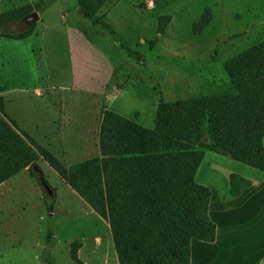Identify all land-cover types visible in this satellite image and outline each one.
I'll return each mask as SVG.
<instances>
[{
  "label": "rangeland",
  "instance_id": "obj_1",
  "mask_svg": "<svg viewBox=\"0 0 264 264\" xmlns=\"http://www.w3.org/2000/svg\"><path fill=\"white\" fill-rule=\"evenodd\" d=\"M42 2L49 3L40 12L44 24L34 23L30 37L9 45L3 57L0 49V72L5 73L0 74V83L30 90L15 100L10 94L9 102L1 91L5 112L0 114L17 126L7 111L16 115L35 109L37 126L48 125L50 131L42 137L30 125L33 137L21 135L46 147L68 167L101 157L96 148L100 149V132L94 139L92 131L88 137L89 127L84 130L91 113L102 108L104 116L110 109L154 128L161 103L216 98L215 104L221 105L238 94L226 63L264 41V0H107L94 15L100 29L74 10L76 0H5L6 22L0 31H26L32 26L25 21L28 14L23 20L13 21L14 17L37 11L34 8ZM205 12L208 23L196 33L194 24ZM129 51L139 58L128 57ZM7 56L18 66L2 68ZM49 84L51 91L41 93ZM49 137L60 144L66 138L73 147L78 141V148L89 153L65 155ZM203 153L196 181L209 185L219 198L249 184L238 175L231 179L230 173L244 171L255 188L263 181L257 168L209 149ZM37 165L53 197L45 195L29 167L0 184V264H120L109 221L99 218L42 154ZM97 235H102L99 241L94 240Z\"/></svg>",
  "mask_w": 264,
  "mask_h": 264
},
{
  "label": "trees",
  "instance_id": "obj_2",
  "mask_svg": "<svg viewBox=\"0 0 264 264\" xmlns=\"http://www.w3.org/2000/svg\"><path fill=\"white\" fill-rule=\"evenodd\" d=\"M106 1L77 0L79 12L99 28L94 15ZM48 6L42 2L34 9L41 12ZM29 13L13 21L23 20ZM4 22L6 15L2 14L0 28ZM207 23L205 12L194 24V32H201ZM34 27L15 33L1 30L0 36L23 39ZM128 57L138 59L139 55L129 51ZM226 67L238 90L233 99L221 105L215 104L216 98L161 103L154 128L105 109L101 157L69 167L43 145L27 141L0 114V184L29 167L44 185L37 165L42 154L109 221L120 264H191V239L213 242L217 236L209 211L212 190L195 178L203 149L264 171V41ZM3 90L0 86V92ZM0 112H5L2 95ZM235 175L243 177L232 173L231 179ZM243 178L249 184L234 195L251 185Z\"/></svg>",
  "mask_w": 264,
  "mask_h": 264
},
{
  "label": "crops",
  "instance_id": "obj_3",
  "mask_svg": "<svg viewBox=\"0 0 264 264\" xmlns=\"http://www.w3.org/2000/svg\"><path fill=\"white\" fill-rule=\"evenodd\" d=\"M4 1L5 0H0V18L3 12L6 11L3 8ZM74 10L76 12H78L79 10L77 0L74 5ZM38 13L40 15V19L38 21L44 24L43 14H40V12ZM29 37L23 39H12L0 36V49L2 57L4 49L7 50L9 45H13L15 42H21L23 40L25 41ZM16 50L18 49H15V51ZM5 59L6 60H4V64H1L2 68L11 67V64L12 66H18L15 64V60L13 57L7 56ZM1 73L2 75L5 74L3 71H1L0 74ZM0 84L5 87H3L4 90L2 91V94H5L6 98L9 97L10 94H14V100L16 96L21 97L24 92L30 91L28 89H26V91H21L20 88H10L8 84H5L3 82H1ZM51 85L52 84L43 86L44 88L41 86L43 88L41 93H43L44 90H48L47 88H49L51 91V88H53V86ZM38 89L39 88H37V92L40 91ZM89 93L98 96L96 93ZM111 95H113V93L110 92L109 97ZM101 98L102 104L104 96ZM7 100L9 102L8 98ZM29 106L35 108V106L31 104ZM26 112L27 111L16 112L18 114L14 115L10 114L7 111V114L13 119L16 118V129L19 132H27L31 137H33V134H31L33 133V130L32 132L28 131V127H30V125H33L36 131L43 134L42 137H46L45 134L46 132L50 131V126L47 125V128L44 129H42L41 126H37L39 125L40 119L38 117V114L35 116V109H32L30 111V114H26ZM101 117H103L102 108H100L98 114L91 113V118L88 120V122H86L87 124H84L85 122H83L84 130L87 127L90 128L88 137H90V131H92L95 134L94 139L96 137L98 138L101 128ZM21 123L26 127H22ZM53 134L58 137V133L55 130L53 131ZM49 138L51 141L56 142L55 144L57 145V147L63 150V152H65V155H73V157H75L79 154L81 155L89 153L88 150L82 152L80 148H78L81 145L78 141H75L76 145L75 147H73L69 142H67L66 138L60 137L61 144L57 141L58 138H56L57 140L51 137ZM96 148L97 150H100L98 146ZM71 150H73V152H71ZM231 174L232 173H230V176ZM238 174L250 180L251 185L243 189L240 195H229L225 198H219V196H216L214 191L212 192L209 211L211 218L217 225V236L215 241L213 242H208L200 239L193 240L191 246V264H264V178L259 187L255 188L256 183L248 178L244 171ZM261 174L264 177V171H262ZM253 190L255 191L254 193L252 192ZM215 197L217 198L216 201ZM241 201H244V204H241ZM99 218H102L103 220V217H101L100 215ZM101 236L102 235L95 236L94 240L99 241L102 238ZM91 238L93 239V237Z\"/></svg>",
  "mask_w": 264,
  "mask_h": 264
},
{
  "label": "water",
  "instance_id": "obj_4",
  "mask_svg": "<svg viewBox=\"0 0 264 264\" xmlns=\"http://www.w3.org/2000/svg\"><path fill=\"white\" fill-rule=\"evenodd\" d=\"M40 19V15L38 13V11H34L32 13H30L29 15L26 16L25 21L28 25H33L34 23H36L38 20ZM44 187V192L45 195H47V197H53V190L52 188L47 185L46 183H44L43 185Z\"/></svg>",
  "mask_w": 264,
  "mask_h": 264
}]
</instances>
